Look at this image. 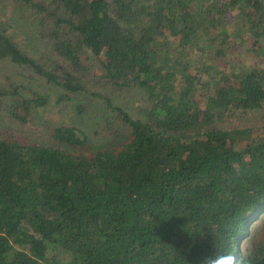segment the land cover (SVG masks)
I'll use <instances>...</instances> for the list:
<instances>
[{
	"label": "trees",
	"instance_id": "1",
	"mask_svg": "<svg viewBox=\"0 0 264 264\" xmlns=\"http://www.w3.org/2000/svg\"><path fill=\"white\" fill-rule=\"evenodd\" d=\"M10 1L42 50L0 30V59L100 100L123 140L90 149L67 124L50 145L0 138V264H264V122L218 125L264 113V0ZM10 86L13 119L47 103ZM126 88L141 117L117 104Z\"/></svg>",
	"mask_w": 264,
	"mask_h": 264
},
{
	"label": "rangeland",
	"instance_id": "2",
	"mask_svg": "<svg viewBox=\"0 0 264 264\" xmlns=\"http://www.w3.org/2000/svg\"><path fill=\"white\" fill-rule=\"evenodd\" d=\"M13 5L10 0H0V30L16 41L28 55L38 58L42 45L35 30V23L26 13H20ZM239 52V50L235 51L234 55L238 56V59H245L238 54ZM11 84L17 85L23 96L46 94L47 103L34 109L29 120L23 123L9 115L11 101L9 97H5L0 106V138L50 145L53 144L50 137L51 130L60 124H67L77 126L87 135L90 149L107 147L123 140L121 138L115 143L107 135L103 128L104 119L111 113L104 108L100 100L92 98L91 95L69 94L47 83L30 69L0 59V87L10 88ZM117 104L124 106L132 117H141L138 115V110L142 106V101L137 90L122 89L117 96ZM78 106L84 108L83 113L78 112ZM263 122L264 113H254L218 125L226 128H241L260 125Z\"/></svg>",
	"mask_w": 264,
	"mask_h": 264
},
{
	"label": "clouds",
	"instance_id": "3",
	"mask_svg": "<svg viewBox=\"0 0 264 264\" xmlns=\"http://www.w3.org/2000/svg\"><path fill=\"white\" fill-rule=\"evenodd\" d=\"M199 264H237L235 255L230 252H214L203 255Z\"/></svg>",
	"mask_w": 264,
	"mask_h": 264
}]
</instances>
